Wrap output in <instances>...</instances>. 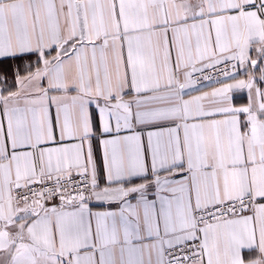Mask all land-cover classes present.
Returning <instances> with one entry per match:
<instances>
[{"label": "snow or ice", "instance_id": "1", "mask_svg": "<svg viewBox=\"0 0 264 264\" xmlns=\"http://www.w3.org/2000/svg\"><path fill=\"white\" fill-rule=\"evenodd\" d=\"M0 264H264V0H0Z\"/></svg>", "mask_w": 264, "mask_h": 264}, {"label": "crops", "instance_id": "2", "mask_svg": "<svg viewBox=\"0 0 264 264\" xmlns=\"http://www.w3.org/2000/svg\"><path fill=\"white\" fill-rule=\"evenodd\" d=\"M234 97L239 104L247 103L246 93H234Z\"/></svg>", "mask_w": 264, "mask_h": 264}]
</instances>
